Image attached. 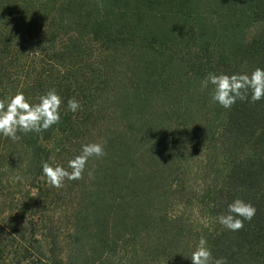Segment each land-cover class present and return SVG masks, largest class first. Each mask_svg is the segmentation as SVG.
<instances>
[{"label":"trees","instance_id":"trees-1","mask_svg":"<svg viewBox=\"0 0 264 264\" xmlns=\"http://www.w3.org/2000/svg\"><path fill=\"white\" fill-rule=\"evenodd\" d=\"M36 55L47 59L39 72ZM257 67L264 68V0H0V101L23 92L35 102L50 89L62 101L47 130L0 136V170L13 165L9 151L19 145L34 183L43 162L66 166L82 144L101 143L104 154L89 158L81 178L65 180L70 200L52 191L72 218L73 243L84 247L66 264L77 256L100 263L121 248L146 260L137 245L154 239L160 250L182 236L177 225L163 228L162 209L196 146L214 176L201 197L213 257L264 264V99L224 109L200 86L208 72ZM68 98L79 101L77 112L67 111ZM34 196L12 210L38 209ZM234 198L256 209L236 232L216 219ZM12 219L1 226V264H57L45 227Z\"/></svg>","mask_w":264,"mask_h":264},{"label":"rangeland","instance_id":"rangeland-1","mask_svg":"<svg viewBox=\"0 0 264 264\" xmlns=\"http://www.w3.org/2000/svg\"><path fill=\"white\" fill-rule=\"evenodd\" d=\"M34 60L36 66L35 70L39 72L40 64L42 61H45L43 64H46L47 59L45 57V60H42V57L36 55ZM24 64L27 65L26 62ZM45 69L49 71V74H53V69L50 68V66L45 65ZM190 126L197 125L191 123ZM195 149L196 146L185 154V159L188 163L185 161L181 167L178 182L172 181L171 185H169L168 202L163 203L164 207L162 213L165 216V220L163 219L164 217H162L161 225L163 228L165 224H170L171 226L177 225L182 234V236L172 241L174 242V247L164 246L158 250L154 239L149 241L148 244L137 245L139 239L135 245L138 246L140 251L147 253L146 260L136 257L133 253L131 258L127 253L129 249L121 248L119 249V254L116 253L112 257L108 256L103 258L100 263H98L96 259V262L91 261L90 264H191L190 259L186 257L190 255L196 242L201 237L209 242L207 232L213 230L210 225L209 214L201 203V197L204 193L203 188L206 184L213 181L214 176L212 171L204 168L205 163L202 161L204 157L200 156L201 152H198V150ZM9 153V160L14 161L13 165H8L7 168L0 170L1 180L6 179L5 183L8 184L9 192L12 193L10 196L11 199H5L2 187H0V243L1 226L6 229L10 228V224L12 223L11 220H13L12 218L15 216H24L26 221L29 222V228L32 227L35 222L40 229L41 226L45 227V232L50 236L48 241L49 250L51 252L49 258H56V260H58L57 264H66L73 249L76 251L78 249L83 251L84 247L80 244L73 243V237L76 235V230L73 227L72 218L67 215V213H64V208L59 201V197L52 192L59 191L58 188L49 186L45 182L42 174L39 173L37 174L40 177L33 183L32 176H34L35 171L30 172L21 167L26 163L24 157L28 155L26 150L21 151V148L18 145L15 149H11ZM49 164L52 165L50 162ZM16 177H19V179H16ZM35 183L41 186V189L39 187L36 188L37 185H35ZM64 185L65 181L63 182V188L61 187L59 189L65 197V195L68 194V188L64 187ZM19 188L24 189L25 192L28 191V194L24 195V192L18 193ZM37 192L40 193L37 194ZM51 193H53V196ZM174 194H177V197ZM31 195L39 196V198L34 199L36 202H41L38 209H30L29 207L27 211H18L19 208H17L18 210H12L16 203L20 205V203L28 201L29 204H31L28 199ZM66 199L70 200L69 197ZM155 213L157 214V217H155L156 219L153 220V223L159 226V220L161 217L159 213ZM174 220H176V222ZM166 241L167 243L171 242L168 240ZM80 243L84 244V242ZM97 256L98 253L94 257L97 258ZM81 260L82 258L79 256L75 259L77 264H82Z\"/></svg>","mask_w":264,"mask_h":264},{"label":"clouds","instance_id":"clouds-1","mask_svg":"<svg viewBox=\"0 0 264 264\" xmlns=\"http://www.w3.org/2000/svg\"><path fill=\"white\" fill-rule=\"evenodd\" d=\"M200 86L208 89L211 100L224 109L230 108L237 100L260 101L264 99V68L257 67L250 73L208 72L201 79ZM61 102L60 95L54 89L40 95L35 102L30 101L23 92L4 97L0 101V136L15 141L19 139L18 132L40 133L47 130L60 120ZM65 106L67 111L75 113L80 108V103L75 98H68ZM103 154L101 143H85L81 145L79 154L67 160L66 166H52L43 162L41 174L49 186L61 188L65 180L81 178L90 157H101ZM255 211L250 202L234 198L216 219L223 228L236 232L243 227L244 221L252 219ZM186 258L190 259L191 264H226L223 257H213L203 237L196 242Z\"/></svg>","mask_w":264,"mask_h":264}]
</instances>
